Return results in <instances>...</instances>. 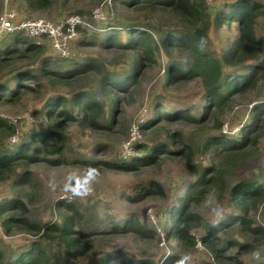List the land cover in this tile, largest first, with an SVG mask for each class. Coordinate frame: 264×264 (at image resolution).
<instances>
[{
	"label": "trees",
	"instance_id": "obj_1",
	"mask_svg": "<svg viewBox=\"0 0 264 264\" xmlns=\"http://www.w3.org/2000/svg\"><path fill=\"white\" fill-rule=\"evenodd\" d=\"M70 1L22 0V3L30 10L38 11L48 10L59 4H68ZM118 1L136 11L164 12L170 14L171 18L179 20L187 18L194 23L195 29L192 32H182L174 27L157 26L149 21L141 23V26L139 24L107 25L97 34L100 41H91L88 44L98 43L108 51L114 48L124 50L126 52L124 60L129 68L123 73L111 71L97 58L64 60L59 56L56 59L44 56L46 46L28 39L20 40L17 37L13 44L7 45L0 42V74L8 69L14 71L12 79L0 76V103L18 101L24 95L40 92L44 79L71 86L83 77L89 78L93 75L94 80L86 87L75 88L70 96L60 93L51 94L41 108L32 111L33 115L40 119L43 129L30 137H22L21 142L14 146V149L10 148L12 150L0 153V183L9 182L16 193L14 198L0 202L3 227L10 235L14 231H20L41 239V241H31L27 248L18 249L10 256L0 250V264H73L71 258H86L89 251L95 249L93 235L75 229L84 218L73 203L66 201L57 203V207L62 209L60 211L63 214L62 223L39 224L30 220L28 202L25 199L31 201L34 196L41 195L42 190L34 174L22 168L29 166L30 163L43 161L53 165L73 163L66 154V128L71 122L79 121L84 126L94 129H111L116 122L115 114L118 113L120 101L118 92H127L132 87L134 91L137 90L138 79L145 63L153 66L159 61V54H156L160 46L159 41L169 54L171 51L190 53L188 62L176 63L171 60L168 63L165 83L171 87H179L183 82L200 80L205 94L203 118L213 116L220 125L223 124L222 114L230 104L229 99L256 91L258 83L264 80V35H259L256 29L258 18L264 16V0H227L223 4L225 8L216 14L215 23L217 26L228 27L235 23L238 35L221 56L209 49L206 9L199 0ZM1 4L2 0L0 6ZM86 30V27L79 28L80 32ZM124 34L126 40L123 42ZM153 34L158 36L154 37ZM102 95L112 98L115 104L108 125L104 123L107 112L101 100ZM192 110L186 109L173 115L164 104H157L153 110V118L146 124L139 125V129L145 131L153 128L162 118L176 120L179 117L194 121ZM11 129V125L0 118V133L9 132ZM170 135L173 145L182 146L181 152L186 157L187 169L195 180L180 198L179 204L173 206V224L168 232V238L177 239L182 251H186L196 248L197 239L192 231L198 227L197 225L204 223L203 217L191 210V205L200 204L212 191L224 194L227 190L223 169L246 158L250 154V147L258 146L264 136V102L253 106L250 121L242 129L239 139L223 135L214 137L207 143L208 154H211L212 158H219L220 165L213 163L200 168L193 161L192 146L185 144L181 134L170 133ZM139 148L146 152L148 146ZM172 153L170 144L164 142L148 152L144 158L131 162L115 165L110 162L84 159L78 163L87 164L90 168L103 164L105 168L134 171L141 165L139 163L158 161L164 157L163 155L170 157ZM149 193L163 195V189L158 184L154 185V188L143 186L141 191L130 199H141ZM231 202L242 213V217L233 219L231 217L215 225L205 223L206 234L201 237V241L213 256L214 262L204 264H246L242 255L264 243V226H254L253 221L248 218L250 209L264 204V183L259 184L254 181L238 183L231 189ZM238 223L243 236L253 239L251 245L248 242L232 241L227 246H222V235L230 228L237 227ZM130 231L142 239L155 238L156 235L154 230L143 226L138 219H131L122 226H113L107 232L99 234L98 239L106 244L104 241L106 233L123 235ZM46 243L60 244L64 253L52 252L45 246ZM95 264L136 263L125 252H117L113 256L104 254ZM162 264H185V262L182 256L172 255Z\"/></svg>",
	"mask_w": 264,
	"mask_h": 264
},
{
	"label": "rangeland",
	"instance_id": "obj_2",
	"mask_svg": "<svg viewBox=\"0 0 264 264\" xmlns=\"http://www.w3.org/2000/svg\"><path fill=\"white\" fill-rule=\"evenodd\" d=\"M226 1L216 0L210 3L208 0H199L206 9L209 49L218 56H221L238 35L235 23L231 27L217 26L215 23L216 14L225 8L223 4ZM5 7L15 11L20 20L43 18L57 22L73 13H79L86 22L83 27L87 30L80 32L72 43L71 59L97 58L105 63L108 69L119 73L129 68L124 60L126 54L124 50L114 48L108 51L98 43L88 44L91 41L99 42L97 34L107 25L139 24L141 26V23L149 21L157 26L166 25L182 32H192L195 29L194 23L187 18L179 20L171 18L170 14L164 12L136 11L127 8L118 0H71L68 4H59L48 10L38 11L24 6L22 0H2L0 15ZM98 8H101L103 19H93V13ZM87 23H90L91 27L87 26ZM256 29L259 35H264V16L258 18ZM153 36L158 35L153 34ZM17 37L20 40L28 39L45 45L44 56L55 59L58 57L46 38L35 39L19 32L4 36L0 42L4 45L13 44ZM122 40L123 42L126 40L125 34ZM159 45L156 51V54H159V61L153 66L145 63L138 79L137 90L134 91L132 87L127 92H118L120 97L118 113L115 114L116 122L111 129H94L84 126L79 121L71 122L66 128V154L73 163L53 165L43 161L30 163L29 166L22 168L34 174L42 190L41 195L34 196L31 201L25 199L28 202V217L32 222L62 223L63 214L60 212L62 209L57 207L59 201L75 204L83 215L84 219L75 226V229L93 235L95 249L90 250L86 258H71L73 264H95L104 254L113 256L117 252H125L136 264H162L172 255L182 256L185 264L214 262L213 256L201 241V237L206 234L205 223L215 225L231 217L232 219L242 217V213L231 202V189L240 182L264 183L263 136L258 146L250 147V154L246 158L223 169V179L227 186L224 194L212 191L200 204L191 205V210L201 215L204 221L192 231L197 239L196 248L182 251L177 239L168 238V232L173 224V206L179 204L189 185L195 181L187 169L186 157L181 152L182 146L171 143L170 133L181 134L185 144L192 146L193 161L200 168L213 163L220 165L219 158H212L211 154H208L207 143L214 137L223 135L239 139L242 129L250 121L253 106L264 102V80L258 83L256 91L229 99L230 104L222 114L223 124L220 125L213 116L203 118L205 94L200 80L183 82L179 87H171L165 83L168 63L171 60L176 63L188 62L190 53L171 51L169 54L160 41ZM118 59L119 62L116 61ZM238 68L242 69V67ZM13 75L12 69L0 74L5 79H12ZM46 80L44 79L40 92L24 95L18 101L0 103V118L6 120L12 128L9 132L0 133V153L12 150L10 148L16 147L22 137H30L43 129L40 119L34 116L32 111L41 108L51 94L60 93L70 96L75 88L86 87L94 81L93 75L89 78L83 77L80 81L74 82L73 88L68 84ZM101 98L107 112L104 123L108 125L115 104L110 97L102 95ZM157 104H164L173 115L186 109H193L195 120L179 117L176 120L162 118L157 126L145 131H137L138 125L142 126L153 118V110ZM164 142L170 144L173 150L170 157L163 155L164 157L158 161L139 163L141 165L134 171L105 168L103 164L90 168L87 164L78 163L84 159L110 162L115 165L131 162L144 158L148 152ZM144 145L148 146L146 152L139 148ZM156 184L162 187L163 195L149 193L141 199H130V197L134 198L143 186L154 188ZM15 196L16 193L9 182L0 183L1 203ZM65 212L70 213L67 210ZM248 216L254 226H264V204L250 209ZM131 219H138L143 226L154 230L155 238L142 239L130 231L123 235L106 233L104 238L106 244L98 239L99 234L107 232L113 226H122ZM238 226L239 223L237 227L230 228L222 235V246H227L232 241L248 242L251 245L253 239L244 237ZM34 240L41 241L25 232L14 231L11 235L8 234L0 218V250L6 255L10 256L18 249L27 248ZM45 246L54 253H64L60 244L46 243ZM235 251L236 249L233 250ZM242 259L246 264H264V243L242 255Z\"/></svg>",
	"mask_w": 264,
	"mask_h": 264
},
{
	"label": "built area",
	"instance_id": "obj_3",
	"mask_svg": "<svg viewBox=\"0 0 264 264\" xmlns=\"http://www.w3.org/2000/svg\"><path fill=\"white\" fill-rule=\"evenodd\" d=\"M212 1L214 0H208L210 3ZM100 10L101 8L95 10L93 19L98 20L102 18ZM84 24L86 22H84L79 13H73L64 20L57 22L43 18H26L20 20L15 11L5 7L0 15V40L8 34L19 32H24L26 35L35 39L46 38L54 52L60 58L68 60L72 58V43L78 38L80 33L79 28L83 27ZM87 26L91 27V24L87 23ZM137 131H140L139 125L137 126Z\"/></svg>",
	"mask_w": 264,
	"mask_h": 264
},
{
	"label": "bare ground",
	"instance_id": "obj_4",
	"mask_svg": "<svg viewBox=\"0 0 264 264\" xmlns=\"http://www.w3.org/2000/svg\"><path fill=\"white\" fill-rule=\"evenodd\" d=\"M24 33V32H23Z\"/></svg>",
	"mask_w": 264,
	"mask_h": 264
}]
</instances>
